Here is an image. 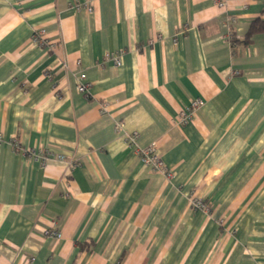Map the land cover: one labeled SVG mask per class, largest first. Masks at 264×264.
Here are the masks:
<instances>
[{"label": "crops", "instance_id": "crops-1", "mask_svg": "<svg viewBox=\"0 0 264 264\" xmlns=\"http://www.w3.org/2000/svg\"><path fill=\"white\" fill-rule=\"evenodd\" d=\"M256 19L264 0H0V264H264Z\"/></svg>", "mask_w": 264, "mask_h": 264}, {"label": "built area", "instance_id": "built-area-1", "mask_svg": "<svg viewBox=\"0 0 264 264\" xmlns=\"http://www.w3.org/2000/svg\"><path fill=\"white\" fill-rule=\"evenodd\" d=\"M220 5H224L223 2H219ZM87 10L89 13L93 12V7L92 5H87ZM35 43L37 44H44L45 42H43L44 40L42 39V37L40 35H36L35 39H34ZM52 47V45H49ZM106 59L111 60L115 66L119 67L123 64V60H122V53L121 51L119 52H112V53H108L106 55ZM87 76L85 73H82L79 75V83L77 86V89L80 93L86 94L88 93L90 84L87 83L86 80ZM200 104V101L195 100L191 103V105L189 107H187L182 113H181V118L182 120L188 121L194 112V109L196 107H198ZM103 110L106 111V105H104ZM131 142L134 141V138H132L130 140ZM139 155L142 159V161L152 167L154 170H158V171H166V166L162 160V158L160 157L159 153H158V149L156 144H152L150 146H148L147 148L144 149H139L138 150ZM193 206L201 209L203 211H208V204L202 200V199H196L193 201ZM47 233L53 237H57V238H62V234L56 230H48Z\"/></svg>", "mask_w": 264, "mask_h": 264}, {"label": "trees", "instance_id": "trees-1", "mask_svg": "<svg viewBox=\"0 0 264 264\" xmlns=\"http://www.w3.org/2000/svg\"><path fill=\"white\" fill-rule=\"evenodd\" d=\"M262 32H264V20L262 19L254 20L247 33L244 44L249 45L252 42V38L254 37V35Z\"/></svg>", "mask_w": 264, "mask_h": 264}]
</instances>
